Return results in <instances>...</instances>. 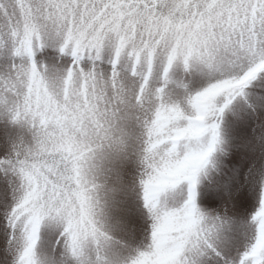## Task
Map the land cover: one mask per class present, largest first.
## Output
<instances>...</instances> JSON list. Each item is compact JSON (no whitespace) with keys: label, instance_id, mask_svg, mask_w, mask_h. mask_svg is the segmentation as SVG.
I'll return each mask as SVG.
<instances>
[{"label":"snow or ice","instance_id":"1","mask_svg":"<svg viewBox=\"0 0 264 264\" xmlns=\"http://www.w3.org/2000/svg\"><path fill=\"white\" fill-rule=\"evenodd\" d=\"M0 264H264V0H0Z\"/></svg>","mask_w":264,"mask_h":264}]
</instances>
